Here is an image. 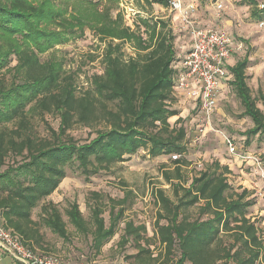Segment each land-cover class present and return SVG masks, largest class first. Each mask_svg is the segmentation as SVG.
Returning a JSON list of instances; mask_svg holds the SVG:
<instances>
[{
    "label": "trees",
    "instance_id": "16d2710c",
    "mask_svg": "<svg viewBox=\"0 0 264 264\" xmlns=\"http://www.w3.org/2000/svg\"><path fill=\"white\" fill-rule=\"evenodd\" d=\"M144 2V7L169 8L171 0ZM86 27L105 44L103 71L78 91L75 75L62 60L42 61L40 55L83 35ZM174 40L165 19L140 17L134 27L127 25L118 0H0V167L13 159L0 170V218L30 249L40 253L41 226L70 239L54 202L42 204L38 220L32 217L33 209L58 189L68 167L76 165L89 179L144 149L151 157L181 156L172 167L163 166L173 195L162 188L156 195L155 235L168 259L179 250L174 264H264V223L249 215L256 203L253 192L234 188L231 168L219 160L197 171L189 183L184 175L186 128L170 122L172 117L181 121L180 111L171 107L180 71ZM126 43L134 56L126 58ZM248 61L238 60L228 71L245 114L254 121L247 134L254 135L264 133V92L261 109L247 83ZM45 113L58 114L61 122L58 130L48 125L49 135L41 137L34 120ZM75 124L95 128L96 135L78 142L68 133ZM92 194L103 198L100 192ZM108 198L109 225L98 203L90 223L73 202L66 211L70 223L91 234V246L99 252L124 221L119 244L134 242L140 264L158 260L160 254L153 258L142 244L150 241L146 226L124 220L127 195ZM191 208H197L196 217Z\"/></svg>",
    "mask_w": 264,
    "mask_h": 264
},
{
    "label": "rangeland",
    "instance_id": "374dc122",
    "mask_svg": "<svg viewBox=\"0 0 264 264\" xmlns=\"http://www.w3.org/2000/svg\"><path fill=\"white\" fill-rule=\"evenodd\" d=\"M181 1L183 7L190 3L195 4V10L190 12L186 19L183 18V13L176 9H165L158 4L144 7V0H118V8L124 14L125 23L132 27L139 22L140 17L167 20L175 35L178 66L192 47L194 28L220 29L232 35L235 38V45L229 65H234L244 58L249 60L246 68L247 83L258 107L263 109L259 96L264 92V23L262 24L264 12L258 9L257 0ZM241 43L243 48L238 50V44ZM104 46V42L86 27L83 35L56 45L40 57L42 61L52 56L62 60L65 69L75 75L78 91H82L88 86L92 74L103 71ZM123 50L126 58L135 55V50L129 43L123 46ZM227 77L223 81L218 108L211 122L200 114L194 103L190 105V100L185 95L178 96L171 104L172 108L180 111L181 121L177 122V118L172 117L170 122L172 125H183L186 128L185 142L188 150L183 158H186L188 163L183 166V172L187 182L189 183L193 175L207 164L219 160L231 168L228 178L234 188L241 190L246 187L253 192L256 203L250 208L249 215L264 223V133L247 134V130L254 126V121L245 114L241 98L230 82L232 76ZM60 122L61 118L58 114L45 113L43 118H35L34 125L37 134L46 137L49 135L47 126L50 125L58 130ZM94 130L95 128L75 124L68 133L82 143L96 135ZM226 137L234 140L238 153H230L226 145ZM177 155L176 158L173 155L151 157L141 149L126 160L118 162L111 169L101 171L89 179H86L76 165L68 167L67 175L58 189L33 209L32 217L38 220L42 204L54 202L67 223L70 239L64 240L46 226H41L45 240L42 245L36 246L37 249L40 253L54 254L66 262L140 264L141 261L136 257L139 248L134 242L130 241L125 246L119 244L124 221L120 222L117 233L101 251L96 252L91 246L92 235L77 231L66 213L69 206L77 202L84 217L91 223L92 207L98 203L103 208V216L106 224L109 225L108 197L117 200L127 195L124 220L144 224L147 228L146 236L150 241L146 244L142 242L143 246L150 249L153 258L160 254L157 257L159 259H154L151 263L174 264L173 260L179 256V250L174 257L167 258L163 246L155 235V224L159 211L156 197L158 190L162 188L168 195H173L171 186L163 177V166L172 167L173 160L181 157ZM12 160V157L8 158L6 165L0 167V170H4ZM93 191L103 194V198L97 200L92 194ZM190 213L196 217L197 208H191Z\"/></svg>",
    "mask_w": 264,
    "mask_h": 264
},
{
    "label": "built area",
    "instance_id": "2783aa9c",
    "mask_svg": "<svg viewBox=\"0 0 264 264\" xmlns=\"http://www.w3.org/2000/svg\"><path fill=\"white\" fill-rule=\"evenodd\" d=\"M259 10L264 9V0H257ZM170 9H176L187 18L195 10V4L183 7L181 0H171ZM264 22H262L263 24ZM193 44L181 60L176 78L177 92L187 96L198 108L200 114L211 122L218 108V99L223 81L229 76L228 65L235 45V38L229 33L214 28H194ZM243 44H238V50ZM230 153H238L231 137L225 138ZM178 155L174 154L176 158ZM0 248L21 264H101L99 262H69L54 254L36 252L26 246L21 237L3 225L0 218ZM115 264V263H106Z\"/></svg>",
    "mask_w": 264,
    "mask_h": 264
},
{
    "label": "crops",
    "instance_id": "0c3cea01",
    "mask_svg": "<svg viewBox=\"0 0 264 264\" xmlns=\"http://www.w3.org/2000/svg\"><path fill=\"white\" fill-rule=\"evenodd\" d=\"M162 8H165V7H162ZM165 9H168V8H165ZM181 95L183 94L177 92V97ZM189 102H190V105L191 103H193L191 100ZM0 264H21V263L11 258V256L5 254L4 251L0 248Z\"/></svg>",
    "mask_w": 264,
    "mask_h": 264
}]
</instances>
